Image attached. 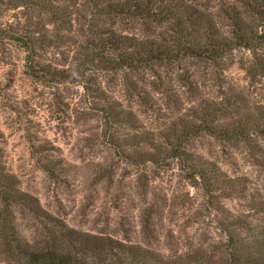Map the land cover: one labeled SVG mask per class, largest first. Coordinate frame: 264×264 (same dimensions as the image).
Listing matches in <instances>:
<instances>
[{"label": "rangeland", "instance_id": "1", "mask_svg": "<svg viewBox=\"0 0 264 264\" xmlns=\"http://www.w3.org/2000/svg\"><path fill=\"white\" fill-rule=\"evenodd\" d=\"M1 21L17 26L23 19L20 12L9 11ZM114 23L116 32L141 34V21L115 19ZM99 25L93 9L82 4L72 42L47 49L38 61L50 71L73 73L77 63L73 44L94 37L92 31ZM6 55L7 62L0 63L1 161L19 190L37 199L41 215L36 218L16 208L23 239H39L43 226L51 228L54 222L143 245L160 255L170 249L182 254L199 249L206 259L222 249L227 239L223 229L232 216L243 215L249 226L264 227V137L256 139L253 151L205 136L194 141L195 153L220 172L244 178L245 199L221 200L225 212L220 214L199 190L189 187L174 162L137 167L120 158L111 143L133 130L108 127L100 112L103 104L83 88L79 78L54 82L44 75L31 76L23 50L13 44ZM249 58L246 50H235L220 72L193 60L157 67L159 77L149 72L98 71L94 84L115 107L132 111L138 131L157 137L181 120L194 121L192 117L211 105L221 108L225 96L240 95L237 115L264 105V80L250 83L240 66ZM26 131L29 139L53 149L52 158L59 163L56 179H50L31 155ZM252 207L262 214L255 215ZM0 264H4L1 259Z\"/></svg>", "mask_w": 264, "mask_h": 264}, {"label": "trees", "instance_id": "2", "mask_svg": "<svg viewBox=\"0 0 264 264\" xmlns=\"http://www.w3.org/2000/svg\"><path fill=\"white\" fill-rule=\"evenodd\" d=\"M82 4L93 9L102 25L85 43L73 44L77 61L73 73L68 69L50 71L37 57L49 48L72 42ZM9 11L21 13V25L1 21ZM115 19L141 21V34L116 32ZM12 44L23 50L31 76L44 75L54 82H77L75 78H79L83 88L103 104L100 112L108 127L133 130L111 143L129 164L143 167L174 162L189 187L199 190L220 214L225 212L221 200L245 199L244 178L227 177L195 153L193 143L205 136L231 147L243 144L253 151L256 139L264 137V105L237 115L240 95L225 96L221 108L211 105L192 117L194 121L181 120L155 137L138 131L132 111L115 107L94 83L98 71L149 72L159 77L157 67H171L183 60L207 63L220 72L228 66L232 53L243 49L250 58L241 63V69L250 83L257 84L264 80V0H0V63L7 62L6 51ZM26 134L38 166L56 179L59 163L52 158L53 149L29 139L28 131ZM17 183L5 171L0 155V259L4 264H264V227L249 226L243 215L232 216L223 229L227 239L222 249L206 259L199 249L187 254L170 249L169 254L160 255L143 245L54 222L51 228L43 226L39 239L30 242L18 231L15 210L24 209L39 218L40 208L37 199L19 190ZM251 211L262 214L255 207Z\"/></svg>", "mask_w": 264, "mask_h": 264}]
</instances>
